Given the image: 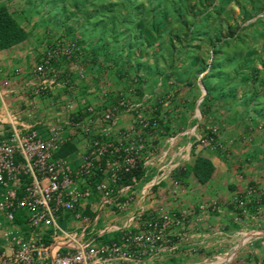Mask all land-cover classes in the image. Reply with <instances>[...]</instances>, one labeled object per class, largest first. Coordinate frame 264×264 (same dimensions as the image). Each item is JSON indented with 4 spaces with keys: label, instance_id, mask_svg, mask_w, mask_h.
Masks as SVG:
<instances>
[{
    "label": "rangeland",
    "instance_id": "rangeland-1",
    "mask_svg": "<svg viewBox=\"0 0 264 264\" xmlns=\"http://www.w3.org/2000/svg\"><path fill=\"white\" fill-rule=\"evenodd\" d=\"M254 1L261 3L262 0ZM33 2L2 0V4H8L21 23L29 29L32 28L37 35L47 39L44 50L48 45L53 44L59 34H65L70 42L79 47L78 31L69 33L67 28L61 25V21L56 19L58 16L46 1L34 0ZM186 2L193 5L195 0H186ZM213 5L223 7L220 16L210 17L211 23L220 21L222 24V30L218 33L219 38L214 37V41L219 44L224 43V49L228 54H234L235 50L239 49V44L236 42L227 43L236 29H246L248 42L252 43L257 50L264 51V29H260L259 34L256 28L247 27V24L258 17H264L262 6L257 5L256 9L252 10V0H207L201 11L211 13V10L215 8ZM244 9L247 10L246 13ZM257 10L259 14L255 16L254 12ZM75 11V8L71 6L70 14L73 15ZM66 14L62 12L59 16L63 18ZM148 19L149 17L146 21ZM72 22L73 19L70 23ZM173 28L177 30L178 25L175 24ZM151 34L149 29L145 30L144 39H141L144 42L143 44L140 42V46L146 48L149 55H144L145 52L138 48L131 61H126L122 57L118 58L119 61H105L103 56L93 61V57L87 51L91 48L92 41H87L83 45L86 50L82 51L83 54L76 70L71 69L70 59L62 57L58 65L65 73L70 74L71 84L68 85L69 87H62L65 88L62 93V95L65 94V98L61 99V105L57 108L70 114V108L67 105L73 102L75 108L73 114L78 112L79 117L84 116L83 111L88 104L103 108L112 106L120 97H125L130 103H142L143 114L148 118L153 117L160 120V125L156 130H148L145 134L149 146L146 154H153L152 152L159 154L168 149L169 155L164 158L167 160L176 149L182 146L185 149L189 147L194 153V158L197 152L204 150L220 156L222 166L226 170L219 167L221 171L217 172L216 178L224 184V189L221 187L219 193L210 194L209 198L204 197L198 203L181 208L180 210L191 211V214L184 225H179L172 230L185 228L191 218L199 213L208 219L213 215L229 214L228 220L208 230L210 233L226 236L229 241H226V244L214 243L205 252L194 248L192 250L194 257L187 264H200L206 258L212 264H264V112L259 114L254 105L249 106L245 103L243 96L248 88L246 86H237L231 95L226 96L225 94L229 93L230 89L225 86L221 88L222 93L216 91L203 102L207 90L202 77L210 69L213 54L211 41L195 39L193 44L198 45L199 48H187V53L183 54L188 36L182 33L181 37L174 38L175 54L170 55L174 49L169 44L171 32L165 33L161 40L155 42V37ZM255 34L259 35V37L256 35V39ZM213 35L216 36L215 33ZM176 55L181 56L180 59L175 60ZM139 58L140 66L136 65ZM203 67H205L204 70ZM81 70L84 76L80 75ZM178 76H181V79ZM33 79L32 76V81ZM217 81L216 78L212 79L213 83ZM130 88L133 90L131 91ZM35 101L31 104L30 110L34 113L37 111L42 113ZM261 102L258 109L263 108L264 111V99ZM123 116L131 120L128 121L127 126L133 123L134 112L123 109L121 118ZM213 127H217L215 134L222 145L217 148L201 145L198 136H206ZM123 128L125 127L118 125L117 130ZM78 134L83 135L82 132ZM173 136L177 137L171 143ZM178 136L180 139H177ZM186 164L184 162L178 168H185L186 171L188 170ZM176 168L170 171V175L174 173L173 179L179 180L181 174ZM234 184H238V189L228 188ZM254 185L257 186V192L248 195V190ZM178 189L182 191L183 188L178 187ZM97 196L99 197L98 194ZM241 197H246L248 200L244 207H240L239 204ZM157 202L149 204L146 216L164 206L159 201ZM203 203L206 206L200 208ZM107 206L114 214L123 215L131 208L137 209L138 202L137 200L132 202L126 210H119L113 204ZM134 226L137 228L138 222ZM218 257L226 259L219 262ZM157 258L158 256L139 262V264H157Z\"/></svg>",
    "mask_w": 264,
    "mask_h": 264
},
{
    "label": "built area",
    "instance_id": "built-area-1",
    "mask_svg": "<svg viewBox=\"0 0 264 264\" xmlns=\"http://www.w3.org/2000/svg\"><path fill=\"white\" fill-rule=\"evenodd\" d=\"M79 49L65 34L57 35L32 69V94L52 95L57 88L69 87L70 74L58 64L65 56L71 61V69L76 70L82 57ZM15 73L21 74L22 69L17 67ZM80 73L84 76L82 70ZM67 106L70 114L66 120L57 123L54 118L47 119L42 123L46 131L27 124L10 109L4 115L6 126L0 132V213L7 225L2 229L5 243L0 248V264H124L159 256L173 246L170 232L184 225L191 211H172L162 206L146 216L142 208L132 213L119 229L120 238L109 241L99 236L88 239L84 237L85 232L80 234L64 226L61 217L71 212L82 218L79 207L94 192L100 197L97 216L109 204L119 210L128 209L137 200L134 185L139 179L133 176L127 183L123 176L144 162L154 163L155 158L163 161L168 156V149L159 156L154 152L146 154L149 146L145 134L156 130L160 120L148 118L143 114L142 103H130L125 97L103 108L88 104L84 116L79 118L78 112L73 114V102ZM123 109L134 112L135 118L131 125L117 130ZM216 131L217 127H213L206 136H198L200 144L212 148L221 146ZM69 132H82L89 139L79 164L59 154L71 139ZM172 163L171 170L181 165ZM165 167L162 165L156 180L167 177ZM256 192L257 186H251L248 195ZM247 203L246 197L239 199L240 207ZM205 206L203 203L200 208ZM18 213L22 214L26 229L17 221ZM85 221L87 226L90 221L88 218ZM62 240L76 245H61ZM200 264L212 263L206 258Z\"/></svg>",
    "mask_w": 264,
    "mask_h": 264
},
{
    "label": "trees",
    "instance_id": "trees-1",
    "mask_svg": "<svg viewBox=\"0 0 264 264\" xmlns=\"http://www.w3.org/2000/svg\"><path fill=\"white\" fill-rule=\"evenodd\" d=\"M29 1L33 2L34 0ZM44 1L51 6V10L58 16L56 19L61 21V25L65 26L69 33L78 31V45L81 52L86 50L83 45L87 41H92V46L87 51L93 57V61H97L101 56L105 61H119L118 58L121 57L126 61H131L138 48L145 52L144 55H149L146 48L140 46V42L142 44L144 42L141 40L144 39V31L148 29L155 37L154 42L161 40L165 33L171 32L169 44L174 49L170 55L175 54L174 38L181 37L182 33H186L188 36L183 54L187 53V48H199L198 45L193 44L195 39L211 41L213 54L210 69L202 77V82L207 90L203 102L216 91L222 93L221 88L225 86L230 89L225 96L231 95L237 86H246L248 88L243 96L245 103L249 106L254 105L259 114L264 112L263 108L258 109L264 99V53H262L264 51L257 50L252 43L248 42L246 29H236L233 37L227 40V43L234 41L239 44V49L235 50L234 54H228L224 49V43L219 44L214 41V37L219 38L218 33L222 30V24L220 21L211 23L210 17L212 15L220 16L223 11L222 6L213 5L215 8L211 10V13H204L205 11L202 12L201 9L206 5L207 0H195L193 5H190L186 0ZM252 2V10L256 9L257 5L262 6V10H264V0L261 3L254 0ZM71 6L76 10L73 15L69 12ZM62 12L67 13L63 18L59 16V13ZM254 14L255 16L259 14V10ZM148 17L149 19L146 21ZM263 18L262 16L258 17L255 21L247 24V27L256 28L257 32L261 31L260 29L263 30ZM72 19L73 22L70 23ZM175 24L178 25L177 30L173 28ZM214 33L216 36L213 35ZM28 35V31L16 15L6 5H0V51L25 41ZM256 35L258 34H255V39ZM180 57L176 55L175 60ZM199 62L202 63V60L199 59ZM136 65H141L140 58L137 59ZM178 78L181 79V76ZM214 78L218 79L216 83L212 82ZM259 86L261 87L259 88ZM60 152L61 150L59 154ZM215 170L216 165L212 159L203 155L195 156L191 171L201 183L208 182ZM143 175L144 166L140 164L132 172L126 173L123 176V181L128 183L132 181L133 176L140 179ZM17 221L24 222L21 213H18ZM102 240L112 239L103 236ZM167 264L182 263L173 257L167 260Z\"/></svg>",
    "mask_w": 264,
    "mask_h": 264
},
{
    "label": "crops",
    "instance_id": "crops-1",
    "mask_svg": "<svg viewBox=\"0 0 264 264\" xmlns=\"http://www.w3.org/2000/svg\"><path fill=\"white\" fill-rule=\"evenodd\" d=\"M0 5H3L2 0H0ZM4 5L12 12L8 4ZM22 25L28 31V38L19 44L0 51V132L6 126L4 123V115L8 109L17 113L27 124L36 125L44 131L46 129L42 123L47 119L54 118L57 123H63L69 115L63 109H58L61 105V99L65 98V94L62 95L64 92L63 89L65 88H57L52 95L33 96L32 69L40 60L47 39L37 35L32 28L29 29L23 23ZM17 67L22 69L21 74L15 73ZM34 101L39 105L42 113L38 111L34 113L30 110L31 104H34ZM120 120L119 126L121 125L123 127L127 126L128 121H131L128 120V117L124 116ZM69 136L71 139L62 147L60 154L72 159L74 164H79L81 157L88 148L89 139L80 134H69ZM177 139H180V137L178 136ZM170 153L172 152L170 151ZM159 154L161 155V152ZM197 155L209 157L216 165L213 177L206 183H201L191 171L194 159L193 151L189 147L185 149L181 146L167 160L163 159L162 161V158L161 160L155 158L154 163H142L144 166V175L134 185L138 202L137 209L131 208L123 213V215H117L110 211L109 206H105L101 209L99 216H97V207L100 204V198L94 192L79 207L82 218L76 217L71 212H66L61 217V221L70 230H75L80 234L85 232L84 237L88 239L98 236L101 239L103 236L116 239L120 238L121 232L119 229L127 223L130 215L137 210L139 211V208L140 210L142 208L145 209L147 213V207L150 203L154 202L156 204L159 201L165 207L177 211L202 201L204 197L209 198L211 195L219 193L221 187L224 189V184L216 176L217 172L221 171L219 167H222V170H226V168L222 166L220 156L214 153L204 150L197 152ZM173 161L179 162L181 165L186 162V166L188 165V170L186 171L184 170L185 168H176L181 174L179 180L173 179V172L176 169L170 175V168L173 167L171 166L173 165ZM162 165L166 166L164 170L168 175L163 180H156L160 172H162ZM178 187L183 188L182 191H179ZM238 187V184H234L228 188L236 190ZM229 217V214H221L218 216L213 215L208 219V217L202 216L201 213L194 215L185 228L174 229L170 232L173 246L167 248L158 256L156 259L158 261L157 264H167V260L173 257L179 259L182 264H187L194 257L192 254L194 248L201 249L205 252L214 243L226 244V241H229L226 236L216 235L209 231L212 226H220V223L228 220ZM85 218H88L90 221L87 226ZM20 224L22 225L21 227L26 229V226H23L24 222ZM6 225L7 221L0 213V248L5 243V239L2 236V229ZM61 245L75 246L76 244L68 240H62ZM224 259L226 258L221 257L219 262L224 261ZM112 264L120 263L112 262ZM124 264H139V262H128Z\"/></svg>",
    "mask_w": 264,
    "mask_h": 264
}]
</instances>
